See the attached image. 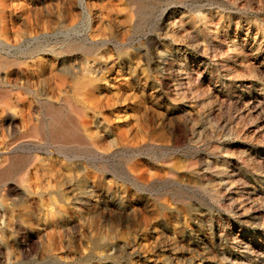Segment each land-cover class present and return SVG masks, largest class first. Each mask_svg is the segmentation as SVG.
Instances as JSON below:
<instances>
[{
	"label": "rangeland",
	"instance_id": "rangeland-1",
	"mask_svg": "<svg viewBox=\"0 0 264 264\" xmlns=\"http://www.w3.org/2000/svg\"><path fill=\"white\" fill-rule=\"evenodd\" d=\"M53 1L0 0V264H264V0Z\"/></svg>",
	"mask_w": 264,
	"mask_h": 264
},
{
	"label": "bare ground",
	"instance_id": "bare-ground-1",
	"mask_svg": "<svg viewBox=\"0 0 264 264\" xmlns=\"http://www.w3.org/2000/svg\"><path fill=\"white\" fill-rule=\"evenodd\" d=\"M47 1H48V0H47ZM49 1H50V0H49ZM52 1H53V0H52ZM69 1H70V0H69ZM69 1H68V2H69ZM72 1H74V0H72ZM78 1H80V0H78ZM11 2H13V1H11ZM11 2H9V3H11ZM25 2H26V1H25ZM53 2H54V1H53ZM53 2H52V3H53ZM43 3H44V2H43ZM71 3H72V2H71ZM7 4H8V3H7ZM13 4H15V3H13ZM21 4H22V3H21ZM41 4H42V3H41ZM48 4H49V3H48ZM17 5H18V4H17ZM19 5H20V4H19ZM44 5H45V4H44ZM75 5H76V4H75ZM10 6H11V5H9V8H10ZM12 6H13V5H12ZM15 6H16V5H15ZM30 6H31V5H30ZM49 6H51V5H49ZM13 7H14V6H13ZM23 7H24V6H23ZM71 7H72V6H71ZM15 8H18V7H15ZM31 8H33V6H31ZM50 8H51V7H50ZM79 8H80V7H79ZM11 10H12V9H11ZM11 10H10V11H11ZM6 11H7V9H6ZM18 11H19V10H18ZM25 11H26V9H25ZM33 11H34V10H33ZM45 11H46V10H45ZM51 11H52V10H51ZM73 11H74V10H73ZM78 11H79V10H78ZM78 11H77V13H79ZM19 12H20V11H19ZM30 12H31V11H30ZM34 12H35V11H34ZM48 12H49V11H48ZM8 13H9V12H8ZM10 13H11V12H10ZM13 13H15V12H13ZM24 13H25V12H24ZM82 13H83V12H82ZM21 14H22V13H21ZM7 15H8V14H7ZM19 15H20V14H19ZM22 15H23V14H22ZM29 15H30V14H29ZM37 16H38V15H37ZM30 17H31V16H30ZM43 17H44V16H43ZM26 18L28 19L29 17H26ZM35 18H36V16H35ZM35 18H34V19H35ZM38 18H39V17H38ZM39 19H40V18H39ZM16 20H17V19H16ZM9 21H10V20H9ZM45 21H46V20H45ZM4 22H5V21H4ZM19 22H20V20H19ZM50 22H51V21H50ZM16 23H17V22H16ZM43 23H45V22H43ZM18 24H19V23H18ZM45 24H46V23H45ZM7 25H8V24H7ZM13 25H14V24H13ZM47 25H48V24H47ZM51 25H52V24H51ZM8 26H9V25H8ZM16 26H17V25H16ZM43 26H44V25H43ZM9 27H10V26H9ZM9 27H7V29H8ZM45 27H46V26H45ZM15 31H16V30H15ZM5 32H6V31H5ZM69 32H70V31H69ZM79 32H80V31H79ZM15 33H16V32H15ZM58 34H59V33H58ZM60 34H61V33H60ZM13 35H14V34H13ZM37 35H38V34H37ZM41 35H42V34H41ZM44 35H45V34H44ZM44 35H43V36H44ZM53 35H56V34L54 33ZM64 35H65V34H64ZM14 36H16V35H14ZM57 36H58V35H57ZM59 36H60V35H59ZM68 36H69V35H68ZM77 36H78V35H77ZM9 37H10V36H9ZM64 37H65V36H64ZM10 38H11V37H10ZM38 38H39V37H38ZM45 38H46V37H45ZM79 38H80V37H79ZM15 39H16V38H15ZM18 39H19V38H18ZM23 39H24V38H23ZM26 39H27V38H26ZM36 39H37V38H36ZM40 39H41V38H40ZM80 39H81V38H80ZM7 40H8V38H7ZM32 40H33V39H32ZM44 40H45V39H44ZM54 40H55V39H54ZM13 41H14V40H13ZM15 41H17V40H15ZM18 41H19V40H18ZM46 41H47V40H46ZM61 41H62V40H61ZM61 41H60V42H61ZM0 42H1V41H0ZM37 42H38V41H37ZM40 42L42 43V41H40ZM49 42H50V41H49ZM10 43H11V41H10ZM14 43H15V42H14ZM28 43H29V42H27V44H28ZM30 43H31V42H30ZM23 44H24V43H23ZM45 44H46V43H45ZM1 45H2V44H1ZM8 45H9V44H8ZM12 45H13V44H12ZM18 46H19V45H18ZM9 47H10V46H9ZM13 48H14V47H13ZM21 48H22V47H21ZM21 48H20V49H21ZM23 49H24V48H23ZM10 52H11V51H10ZM40 52H41V51H40ZM27 53H28V52H27ZM9 54H10V53H9ZM33 56H34V55H33ZM84 100H85V99H84ZM68 102H69V101H68ZM87 105H88V104H87ZM85 106H86V105H85ZM56 142H58V141H56ZM60 143H61V142H60Z\"/></svg>",
	"mask_w": 264,
	"mask_h": 264
}]
</instances>
